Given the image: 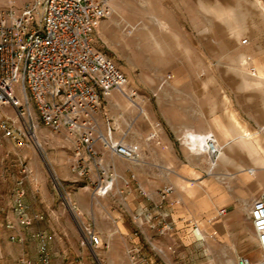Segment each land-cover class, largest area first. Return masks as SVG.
<instances>
[{"label": "rangeland", "instance_id": "1", "mask_svg": "<svg viewBox=\"0 0 264 264\" xmlns=\"http://www.w3.org/2000/svg\"><path fill=\"white\" fill-rule=\"evenodd\" d=\"M27 1L0 0V9H5L11 2L20 8ZM107 3L111 14L103 19L93 39L96 48L115 61L125 73L129 84L127 90L138 92L135 102L122 94L126 107L138 111L143 129L152 134L165 127L166 111L176 119L188 105L191 126L178 130L174 136L175 143L183 148L190 161L187 163L202 176L201 180H210L220 189L222 193L218 197L222 199L214 206L212 215L204 217L206 221L183 220L179 222L183 224L179 229L149 236L141 232L137 225L134 236L138 241L126 244L125 237L117 233L119 222L115 223L112 219L115 215L121 214L122 217L127 213L124 205L126 197L120 190L122 180H118L119 186L111 194H91L96 182L81 179L71 172L73 146L66 131L56 133L43 126L39 130L43 150L35 143L17 147L12 140H8L14 147L16 163H22L23 168L27 161L36 159L39 163V167L29 169L34 180V188L29 189V193L38 189L36 198L40 201H36L35 208L41 209L39 214H43L44 218L26 228L19 224L12 228L20 226L29 229L24 239L19 240L26 246L13 245L12 254L16 257L10 254V257L4 258L0 255V264H21L23 258L31 264H43L39 241L34 235L46 231L53 239L49 246L52 264H78L83 255L90 257L94 264H236L241 256L256 262L261 252L249 210L255 198L264 191V182L259 183L264 170L258 169L249 181L242 179L241 174L233 179L224 178V174L236 172L232 165L223 164L215 170V174L208 173L209 155L191 153L182 136L186 131L212 132L220 142L222 138L226 140L223 132L222 136L211 127L214 118L221 117L227 122L249 123L253 130L248 129V133L252 138L260 135L264 145L262 86L260 81L242 76V71L258 75L260 67H264V0H107ZM217 5L238 11L242 20L240 40L231 34L225 20L205 8ZM249 81L252 85L245 86ZM136 103L147 115L140 112ZM200 104L204 115L197 113L196 108ZM147 107L151 109L153 118ZM9 108L10 115H14V109ZM131 132L132 137L137 136L134 130ZM153 141L151 139L149 143ZM234 154L237 162L246 169L252 168L251 161L240 149H235ZM20 157L24 162L19 161ZM148 157L140 154V160L148 161ZM56 161L63 163L65 173L59 172ZM193 169L190 167L187 170L190 172ZM29 173L23 172L22 175ZM178 173L181 171L167 170L170 178L177 179ZM192 181L188 185H193ZM90 182V189L85 188ZM168 186L176 191L172 185ZM27 196L28 193L26 203L34 215ZM204 197L208 201L211 194ZM224 206L229 212L221 217L218 213ZM166 220L173 221L171 215ZM194 222H198L199 230L194 228ZM87 223H91L104 240L103 247L95 252L83 244L81 227ZM194 231L206 235L207 240L197 238ZM57 235L67 238L71 252L65 259L58 250L54 257L51 254V243L57 240ZM10 240H13L12 237ZM17 247L22 250L18 252Z\"/></svg>", "mask_w": 264, "mask_h": 264}, {"label": "built area", "instance_id": "2", "mask_svg": "<svg viewBox=\"0 0 264 264\" xmlns=\"http://www.w3.org/2000/svg\"><path fill=\"white\" fill-rule=\"evenodd\" d=\"M110 14L107 0H28L20 8L11 2L0 9V106L14 109V115L0 120V143L12 140L17 147L36 144L43 126L56 133L66 131L73 146L71 172L81 179L96 182L91 192L97 196L111 194L121 179L120 190L127 197L137 175L133 172L130 178L121 175L114 165L105 163L104 153L137 162L142 147L127 141L129 129L117 136L118 126L106 133L98 121L103 99L114 91L133 102L138 94L137 90H127L125 73L95 46L93 35ZM186 132L182 136L183 143L191 153L219 159L224 148L214 133ZM157 136L152 133L149 139L155 140ZM23 171L30 172L27 165ZM92 182L85 188L90 189ZM24 183L21 180L13 193L12 209L16 223L26 228L44 215L31 214ZM137 189L142 197L151 200L148 191L140 185ZM173 192L171 186L163 188L159 209L163 210L164 200ZM252 203L249 218L261 255L256 262L241 256L236 264H264V191ZM226 213L227 207H224L218 215L222 217ZM157 215L163 220L158 225L153 211L135 214L134 220L139 228L148 222L153 227L160 226L159 234L173 229V221L166 220L170 217L168 212ZM7 224L9 229L16 225L13 221ZM193 226L200 229L196 222ZM94 228L87 223L81 230L83 244L95 252L103 247L104 240ZM34 237L39 241L41 262L52 264L49 254L52 236L39 232ZM12 239H16L15 236ZM20 263L31 264L25 258Z\"/></svg>", "mask_w": 264, "mask_h": 264}, {"label": "crops", "instance_id": "3", "mask_svg": "<svg viewBox=\"0 0 264 264\" xmlns=\"http://www.w3.org/2000/svg\"><path fill=\"white\" fill-rule=\"evenodd\" d=\"M244 85L250 86L252 85V82L249 81ZM260 85L262 86L260 92L264 93V79L260 80ZM244 93H248V91L244 90ZM195 97L198 98L197 93L195 94ZM124 101V96L118 91H114L109 97L104 98L98 113L99 126L101 130L106 133L110 131L111 127L118 126L119 133L121 134L124 131H128L130 124L136 120L132 127L133 129H129L130 135L127 141H133L136 143L140 142L139 145L142 147L141 153L145 156H149L148 158L150 159H147L148 161L141 159L137 162H127L117 157L112 158L107 152L104 153L105 163L114 165L115 169L121 175L128 178H130V174L132 172L137 175V181L132 182L131 192L124 200V205L127 210L126 215L122 217L121 214L118 216L115 215L114 218H112L113 222L120 223L117 225V233L119 232L123 237H125L126 244H129V242L133 240L138 241V239L134 236L137 229V224L134 219L135 214H139L140 212L146 214L153 211L156 216L154 221H156V225H158L163 222V220H161L157 214H163L164 210H168L171 215V220H173L172 226L174 229H179V227L183 225H181V223L179 224V222L183 220L186 222H188V220H195L199 222L206 221L204 217L206 216V218H209V216L212 215L211 213L214 212H212V210L213 208L215 209L214 206L220 203V201H218V195L222 192L212 181L201 180L202 176L197 174L198 172L192 168L191 164H188L190 161L187 159V155L183 148H179V146L175 143L174 136L177 135L178 130L191 126L188 119V115L190 114L188 105L184 106V109L181 112L182 114L178 115V118L176 119H174L173 116H169V113L166 111L165 116H167V119L165 127L159 130V133H157V139L154 141L152 140L153 142L149 143V140H151L149 139L150 131H145L143 129L141 121L142 118L139 116L140 114L137 110H132L131 108L128 109ZM196 110L197 113L201 112L204 115V108L201 104L197 105ZM115 111H120V113ZM147 112L150 114V117L153 118L152 111L149 107H147ZM10 113L9 106H0V120L10 115ZM211 127H213L220 134L223 132L224 127L230 129L234 133H237V131H244L246 129L247 132L248 129L253 130L249 123H241L240 121L231 122L230 120L227 122V120L221 117H215L214 121L211 123ZM132 130L136 132L137 136H131ZM120 134L116 133L117 136ZM222 141L226 143L227 139L224 140L222 138L221 142ZM221 142L219 141V143ZM234 150L230 152L232 157L236 156L234 154ZM13 152L14 147L10 141L6 140L0 143V255L4 256V258L10 257L11 255L16 257V255L12 254L13 245L24 246V248L26 246L25 242L20 243L19 237L24 239L23 236L26 235L29 229H22L20 226H17L16 229H9L7 224L10 221L17 224L16 217L12 209L14 197L13 193L19 187V182L21 180H24L25 182L24 188H26L28 193L27 201L29 204L30 202L32 203L33 213L39 214L42 212L39 207L35 208L37 204L36 201H40L39 198H36L38 195L36 190L38 189H33L29 193V189L34 188L32 171L31 173L28 172L29 174L23 176L22 174L24 171L21 172L23 165L22 163L21 165L16 163V159L13 157ZM177 155L179 157H177ZM19 161L24 162L21 157L19 158ZM31 162L32 161H27V169L31 170L33 167H39V163H37L36 159L32 163ZM56 162V167L59 172L65 173V171H63V163L61 161ZM190 167L193 171L189 172L187 169ZM169 169L181 171V173H178L179 176L177 179L172 177L170 178L171 174H167V170ZM147 171L150 173H145ZM24 173H26V171ZM191 179H193L194 183L193 185H188ZM169 184L175 187L176 191L168 197L166 202L163 203L164 208L162 210L159 209L161 206L160 195L162 189ZM138 185L149 192L151 200L147 198L145 199L140 195L139 190L137 189ZM205 192L208 196L211 194V198L209 197L208 201L205 200L204 197L206 194L203 195ZM206 205H209V207L207 209H203ZM228 212L229 210L227 209V213ZM151 226L150 222H148L141 226L140 231L146 236L157 234L160 230V226ZM14 235L16 239H13L14 241L10 240V237ZM55 238L57 240L54 243H51V254H53L54 257L56 255L55 251L58 250V252H60L62 257L65 259L71 252L70 247L67 245V238L64 235H57ZM35 246L37 247L36 242ZM17 250L19 252L22 248L17 247ZM78 264H94V262L90 257L87 258L86 255H83Z\"/></svg>", "mask_w": 264, "mask_h": 264}, {"label": "bare ground", "instance_id": "4", "mask_svg": "<svg viewBox=\"0 0 264 264\" xmlns=\"http://www.w3.org/2000/svg\"><path fill=\"white\" fill-rule=\"evenodd\" d=\"M205 8L208 10L211 9V11L218 18L220 17L222 20H225L227 26L231 31V34L233 36H236L238 40L241 39L242 20L238 17L240 15L238 14V11L236 9H226L222 5H217L213 8L205 6ZM242 59H245L244 55H242ZM242 76L245 79L254 78V80L260 81L264 79V67H260L258 75H250L247 72L242 71ZM137 106L140 108V112L142 114L147 115L145 110L140 105L137 104ZM192 133L194 132L192 131ZM223 133L227 141L226 143L221 144L224 149L220 153L218 157L219 159L210 160L208 173L215 174V170L223 164L232 165L235 167L236 172H228L224 174V178L233 179L236 175L241 174L242 179H244L245 181H249L253 178L254 174L258 169L264 170V145L260 135L257 134L252 138L246 130L237 131V133H234L226 127L223 128ZM40 136L41 134H39L38 138L36 139V145L37 147H40L43 150ZM234 149H240L241 152L246 154V156L252 163V168L246 169L242 164H240L233 157H231L230 152H232ZM261 182H264V174L261 176L259 183ZM221 199V197H218V201H221ZM68 204H70V200H68ZM208 207L209 205H206V207L203 209H207ZM194 235L199 239L203 238L204 240H207L206 235H203V233H199L198 231H194Z\"/></svg>", "mask_w": 264, "mask_h": 264}]
</instances>
